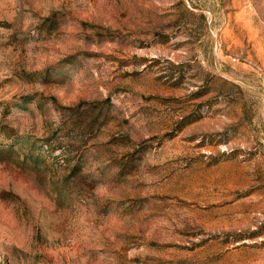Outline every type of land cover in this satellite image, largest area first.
<instances>
[{
    "label": "rangeland",
    "instance_id": "obj_1",
    "mask_svg": "<svg viewBox=\"0 0 264 264\" xmlns=\"http://www.w3.org/2000/svg\"><path fill=\"white\" fill-rule=\"evenodd\" d=\"M0 264H264V0H0Z\"/></svg>",
    "mask_w": 264,
    "mask_h": 264
}]
</instances>
